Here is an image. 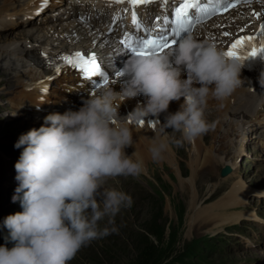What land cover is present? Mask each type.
Instances as JSON below:
<instances>
[{
    "label": "clouds",
    "instance_id": "1",
    "mask_svg": "<svg viewBox=\"0 0 264 264\" xmlns=\"http://www.w3.org/2000/svg\"><path fill=\"white\" fill-rule=\"evenodd\" d=\"M242 66L214 43L186 34L163 53L131 55L121 71L127 79L120 92L106 86L78 110L50 114L44 121L50 126L21 136L15 145L24 150L15 165L19 187L13 202L19 200L23 211L3 222L9 235L0 246V264H69L82 248L115 233V226L102 228L100 222L107 217L114 225L132 198L104 185L144 171L143 160L125 152L133 145L131 122L157 118L161 127L149 153L160 161L170 147L167 129L180 134L174 141L180 146L215 127L205 118L208 102L223 107L241 84ZM141 95L146 104L121 117V104ZM181 99L180 109L168 113ZM162 113H168L163 124Z\"/></svg>",
    "mask_w": 264,
    "mask_h": 264
},
{
    "label": "rangeland",
    "instance_id": "2",
    "mask_svg": "<svg viewBox=\"0 0 264 264\" xmlns=\"http://www.w3.org/2000/svg\"><path fill=\"white\" fill-rule=\"evenodd\" d=\"M31 1L27 0L24 4L22 2V6L16 2L18 4L15 6L18 7L17 9H21L20 11H23L25 6L28 8L30 6L32 9V5L36 2L31 3ZM2 3L3 0H0V6ZM17 9L16 11L12 10L16 15L19 12ZM37 20L38 18L34 19L32 23ZM42 20L47 19L42 17ZM14 25L17 28L13 29ZM22 25L23 21L21 25L14 22L6 29H0V45L8 39L22 41L26 38L24 35L27 36V32L33 29L36 30L31 37L34 42L38 35L43 34L44 30L57 24ZM13 74V69L0 67V217L3 218V221L6 218L2 215L3 212L15 215L23 211L19 200L13 202V197L17 196L16 189L19 185L16 177H12L8 173V167L12 164L16 165L24 150L23 147H15L20 137L33 130L37 123L30 116V113L33 112L25 114L24 110L16 109L10 105L11 100L14 105L24 108L27 106L25 103H28L24 102L28 99L26 98L27 92L23 91L21 95L19 89L21 82L19 85L17 81L14 82ZM18 75L21 76V81L27 79L24 70ZM2 87L8 90L3 91ZM14 93L18 95L15 98ZM19 95L21 96L19 97ZM83 96L84 93L81 97ZM84 100L86 97H83L82 102ZM81 106L75 105V108ZM178 110L179 108H175L168 113H175ZM208 111L215 115L218 113V107L209 105L205 113V118L210 124H218L220 121L217 118L218 115L209 116L207 115ZM169 130L172 131V129ZM212 131L213 129L204 135V140H207L206 143L209 145L216 143ZM248 133L249 137L247 136L243 142L245 145L240 148L239 160L235 156L240 145L238 137L225 152L220 151L222 159L230 168V163L238 162L235 177L232 172L226 176L222 175L225 166H219L211 172L200 173L202 176L200 186L204 192L199 201V210L204 211L208 217H211L212 213H221L215 220L218 221L217 223H207L199 217L195 229L189 233L187 211L190 199L186 195L188 192L181 194V191L178 190L177 184L179 183L173 166L166 163L164 167H161L156 162L153 163V166L151 165V174L142 172L136 178L117 177L107 181L104 188H114L128 194L132 198L131 207L124 208L115 217L114 225L108 224L107 217L102 220L100 222L102 228L115 226L117 231L104 238L94 240L89 246L82 248L69 264H264V241H262L264 237H254L249 231L248 234L252 235L253 241L256 243L249 241L250 238L242 243V239L230 234L236 232L233 226L243 223L244 213L249 208H254L258 215L264 218V197L261 196V193H264V152L258 150L255 145L260 135L259 131H252V128H249ZM173 135L172 146L178 153L179 166L185 175L184 181H190L192 176L190 163L194 148L190 143L177 146L174 141L180 139V134L174 133ZM125 152L129 156L133 154L132 152L127 153L126 149ZM132 158L135 159V155ZM237 183H242L243 186L239 192L244 196L232 193L235 190L233 185ZM232 186L233 190H231ZM177 191L179 196L176 194ZM230 192L243 202L236 203L228 211L222 209L215 211L216 204ZM176 202L178 211L183 217L174 219L168 213V205L169 203L173 205ZM201 224L204 225L198 226ZM251 224L250 230L253 229L255 233L264 236L263 231L259 230L256 223L252 222ZM0 226L3 228L1 224ZM1 228L0 246H4L5 238L9 232L6 227L4 232ZM242 228L247 230L245 226ZM7 246L11 248L12 244L9 243Z\"/></svg>",
    "mask_w": 264,
    "mask_h": 264
},
{
    "label": "bare ground",
    "instance_id": "3",
    "mask_svg": "<svg viewBox=\"0 0 264 264\" xmlns=\"http://www.w3.org/2000/svg\"><path fill=\"white\" fill-rule=\"evenodd\" d=\"M34 1L32 0L31 3H33ZM16 2L20 3L21 4L20 6H22V2L24 4L25 2H27V0H3V3L0 6V29L2 28L6 29L7 27H9L8 25H11L14 22L16 24L21 25L22 19L27 17V14L24 12L25 8L23 11H20L21 9H17L18 7L15 6V4H17ZM35 5H37V2L33 6ZM16 9L19 10V12H17L18 13L17 15L15 14V12H12V10L16 11ZM32 21L34 20H30L28 22L23 21L22 26H28V25H32L35 23L37 26H39L42 24V22H45L47 20L43 21L41 18L40 21L37 20L36 22H33V23ZM3 25L4 27H2ZM13 27H14L13 29L17 28L16 25H14ZM213 29L214 27H211V30ZM35 31H36L35 29L28 31L27 36L24 35V37L26 38L22 41L8 39L5 41L4 44L2 43L0 45V63L2 64V65L0 64V67L13 69V72H14L13 79L17 81L19 84L21 82V85L19 88L21 91L20 93L22 95L23 91L27 92L28 95L26 98H28L29 100L26 99L24 102H28V103H25V105H29L31 109L35 108L34 107L35 104L39 105L37 101L40 97H43V95L40 92H43V88H44L43 86L44 81L42 77L39 76L38 71H36L31 66L33 68L32 69L29 66L28 62L25 61L23 57L24 52L26 51L33 52L34 46H33L31 37L35 33ZM55 32H58V24L44 30L43 34L38 35L35 41H41L43 40V38L46 39L50 33H55ZM124 65L125 63L122 64L121 68L118 71H116L115 73H113L112 75L108 77L109 82L107 85H103L100 88L98 89L96 88L90 92H87V91L83 92L84 93L83 97H86L87 99L95 94H99V92L104 87L109 86V85L112 86V88L116 92H120L122 90V86L124 85L127 77L117 76L116 73L118 72L121 73ZM22 70L25 71V75L27 78L24 81H21L22 80V79L20 80L21 76L18 75V73H22ZM181 78L185 79L186 75L182 76ZM240 79H241V84L236 90H239L240 94H242L249 87V84H247L244 81L243 77H240ZM2 89L3 91L8 90V89H4L3 87ZM14 94H15L14 98L18 96L16 95V93ZM21 95H19V97ZM58 95H59L58 92H54L55 97H57ZM250 99L252 98L250 97ZM47 100H50V96L47 97ZM183 102H184L183 99H181L180 101H173L169 106L168 112H172L175 108L180 109V106ZM10 103L17 108H21L22 110L25 109L22 106L19 107L17 105H14L12 100L10 101ZM145 104H146V98L143 97L142 95L137 96L132 99H128L124 103H122L120 106V110H119L120 116L121 117L127 116L129 113L133 112L138 106H143ZM209 105H214L218 107V113L215 115H218L217 118L220 121L218 124L215 123L216 124V125L214 124L215 127L212 128L213 129L212 136L214 137V140L216 141V143L218 142V145H216V143L211 144V145L206 143L207 140L206 141L204 140L205 138L204 135L201 138L197 139L195 142L190 143L194 148V154L192 153L191 163H190V170L192 172L191 180L186 181V182L184 181L185 175H184L183 169L179 166L178 153L172 146V140L174 139V135L171 133L172 131H170L169 129H167V132L169 133L167 142L169 143L170 147L168 151L164 153L163 158L160 161H158L161 167H164L165 164L168 163V165L170 164L171 166L175 168V175L179 183L177 184L178 190L181 191V194L182 193L186 194L188 192V194L186 195H187V198L190 199L189 208L187 211V214L189 216V221L187 225L189 229V233H191L195 229L196 222L198 221L199 217L202 218L207 223L215 224L218 222V221L216 222L215 220L218 219V217L221 214V213L220 214L212 213L211 217L210 216L208 217V215L205 214L204 211L199 210V201L200 199H202L203 192H204V190L200 186V182L202 178L200 173H204L205 171L211 172L213 169H216L219 166L220 167L225 166L222 171V175L226 176L232 172V174H234V177H235L237 175L236 172L238 170L237 169L238 162L232 163V164L230 163V166H231L230 168L229 165L225 164L224 160L222 159V156H221L222 153L220 151L223 150L225 152L228 149V146L234 143V141L236 140V137H238L240 140L239 141L240 145L235 155L236 159H238V155L240 154V148L245 145V143H243L245 138H247V136L249 137L248 129L252 128L253 130L256 127L253 121L250 120V118H247V111H239L238 113H234L232 111L231 103L229 99L223 102V107H220L219 102L214 99H212L211 102H208V106ZM78 109L79 107L75 108V106L72 108V110L74 111ZM46 111L48 110L47 109L42 110V112H46ZM166 115L167 113H162L159 116V120L161 124L165 122ZM207 115L215 116L209 111L207 112ZM156 119H157L156 117H148L147 120L144 121L145 123L143 126H140V122H131L130 126L133 131V145L131 147L126 148V150H128L127 153L129 152H132L133 154L135 153V159L143 160L144 162L143 172L150 173V174H151V168L153 166V163H156V162H154L151 159L149 148L152 146V138H154V135H159V129L161 127L160 123L158 121H155ZM256 119H257V122L260 121L259 117H256ZM262 121H264V119H262L261 122ZM153 122L155 125L154 127L152 126ZM40 127L41 125L39 124V121H37L33 129L38 130ZM174 185H176V183H174ZM233 186H235V190L232 192L234 195L241 194L244 196V194L239 192V190L242 189V186H243L242 183H237V184H234ZM233 186L231 190L234 189ZM232 193L230 192L227 196H225V198L220 200L218 204H216V207L214 205L213 206V208L215 207L214 210L218 211L219 209H222L224 211H228L229 208L234 207L236 203L243 202V201H239L240 198H237ZM176 194L177 196H179L178 191L176 192ZM173 205H170V203L168 205L169 215H171L174 219L183 217L181 212L178 211L179 208H178L177 202ZM203 225L204 224H201L198 226H203ZM262 241H264V239Z\"/></svg>",
    "mask_w": 264,
    "mask_h": 264
},
{
    "label": "snow or ice",
    "instance_id": "4",
    "mask_svg": "<svg viewBox=\"0 0 264 264\" xmlns=\"http://www.w3.org/2000/svg\"><path fill=\"white\" fill-rule=\"evenodd\" d=\"M108 2H127L133 7L152 3L161 2L167 3V0H108ZM239 3L250 4L252 0H238ZM264 2V0H262ZM238 7V3L232 2V0H212L210 4H203L202 0H182L179 7L175 9V19L169 21L167 18L163 20L165 27L156 32L155 38H153V30L145 29L144 33L135 37L125 36L122 41L124 48L134 55H153L163 53L166 49L173 47L177 40L183 34H191L196 25L201 24L209 17L216 15L220 10H228L229 8ZM191 10H195L192 12ZM257 18L260 13H253ZM132 22L135 25L137 31L140 30V24L135 14H133ZM228 35V33H224ZM261 43L256 46L252 43L254 37H245L243 39H237L235 43L231 45V49L225 52V55L229 59H238L242 63L249 58L264 55V25H261L260 29ZM247 48L246 54H241V50ZM66 64L71 65L73 68L81 70L86 78L92 79L93 77H99L100 82L93 80L95 88H100L103 85H107L109 82L108 76L101 71L100 65L96 61V57L93 55L91 58H86L82 53H75L71 56L63 57ZM117 76H121V73H116ZM145 122H140V126H143ZM154 127V122L152 124Z\"/></svg>",
    "mask_w": 264,
    "mask_h": 264
}]
</instances>
